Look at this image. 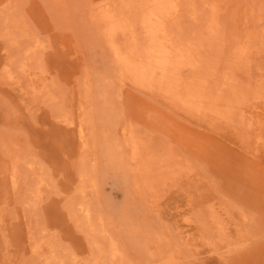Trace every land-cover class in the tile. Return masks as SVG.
<instances>
[{
  "label": "rangeland",
  "instance_id": "1",
  "mask_svg": "<svg viewBox=\"0 0 264 264\" xmlns=\"http://www.w3.org/2000/svg\"><path fill=\"white\" fill-rule=\"evenodd\" d=\"M0 264H264V0H0Z\"/></svg>",
  "mask_w": 264,
  "mask_h": 264
},
{
  "label": "bare ground",
  "instance_id": "2",
  "mask_svg": "<svg viewBox=\"0 0 264 264\" xmlns=\"http://www.w3.org/2000/svg\"><path fill=\"white\" fill-rule=\"evenodd\" d=\"M215 21V20H214ZM217 21V20H216ZM222 32V31H221ZM25 69V68H24ZM9 73V72H8ZM9 75V74H8ZM10 76V75H9ZM12 76V75H11ZM7 78V77H6ZM13 79V78H12ZM210 106V105H209ZM78 132V131H77ZM162 164V163H161ZM160 171V170H159ZM173 174V173H172ZM157 175V174H156ZM160 175V174H159ZM149 177V176H148ZM171 177V176H170ZM161 180V179H160ZM159 181V180H158ZM160 182V181H159ZM151 183V182H150ZM146 184V183H144ZM159 186V185H158ZM209 212V211H208ZM158 243V242H157ZM170 252V251H169ZM226 257V256H225ZM174 258V257H173ZM172 260V259H171ZM172 263V262H171Z\"/></svg>",
  "mask_w": 264,
  "mask_h": 264
}]
</instances>
